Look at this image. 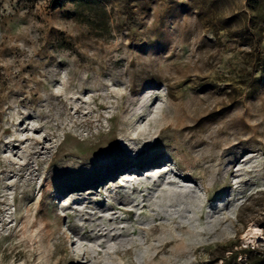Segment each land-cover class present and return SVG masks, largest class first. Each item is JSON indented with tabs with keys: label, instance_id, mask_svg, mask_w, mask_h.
Instances as JSON below:
<instances>
[{
	"label": "rangeland",
	"instance_id": "374dc122",
	"mask_svg": "<svg viewBox=\"0 0 264 264\" xmlns=\"http://www.w3.org/2000/svg\"><path fill=\"white\" fill-rule=\"evenodd\" d=\"M264 0H0V264H261Z\"/></svg>",
	"mask_w": 264,
	"mask_h": 264
},
{
	"label": "trees",
	"instance_id": "16d2710c",
	"mask_svg": "<svg viewBox=\"0 0 264 264\" xmlns=\"http://www.w3.org/2000/svg\"><path fill=\"white\" fill-rule=\"evenodd\" d=\"M85 0H54V4L56 6H64L65 4L67 3H80V2H83ZM261 264H264V258L262 259V263Z\"/></svg>",
	"mask_w": 264,
	"mask_h": 264
}]
</instances>
